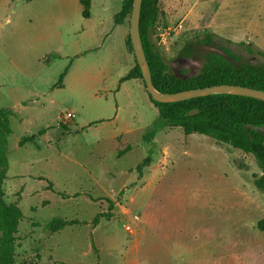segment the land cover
Here are the masks:
<instances>
[{
  "label": "rangeland",
  "instance_id": "374dc122",
  "mask_svg": "<svg viewBox=\"0 0 264 264\" xmlns=\"http://www.w3.org/2000/svg\"><path fill=\"white\" fill-rule=\"evenodd\" d=\"M121 3L90 0L85 18L79 0H0V108L13 112L3 190L23 214L15 264H264L253 157L179 127L144 134L158 112L141 80L119 84L135 65L129 19L114 22ZM158 8L150 38L172 73L195 74L225 48L264 64V0H159ZM50 53L59 57L46 65ZM67 111L74 119L62 123ZM39 130L35 143L18 146ZM107 200L112 217L93 228ZM52 217L87 224L52 234L44 227Z\"/></svg>",
  "mask_w": 264,
  "mask_h": 264
},
{
  "label": "trees",
  "instance_id": "16d2710c",
  "mask_svg": "<svg viewBox=\"0 0 264 264\" xmlns=\"http://www.w3.org/2000/svg\"><path fill=\"white\" fill-rule=\"evenodd\" d=\"M133 0H122L119 12L114 17L115 24H120L130 18ZM159 0H142L139 31L140 37L149 65L152 84L162 92H177L188 89L202 88L219 84H233L247 86L264 90V64H251L241 62L233 55L229 48H225V54L209 52L206 55L205 63L195 74L189 76H178L172 73L166 64L164 57L154 49L150 38L152 27L160 14L158 8ZM82 7V15L88 18L90 0H79ZM206 40L211 35L205 34ZM126 46L133 52L129 37L125 42ZM59 56L50 53L45 56L43 63L48 65ZM68 64L60 73L57 87H62V81L66 75ZM130 79H139L144 84L141 71L135 61V65L126 74L119 78V84ZM147 93V92H146ZM148 94V93H147ZM149 96V95H148ZM150 98V97H149ZM150 101L157 109V116L153 122L144 130V134L154 133L164 127H179L184 135L197 133L207 136L218 145H228L253 157L259 173L254 174V186L264 191V101L248 96L232 94H213L191 98L178 102H157L150 98ZM197 109V113L189 115V112ZM13 115L11 109L0 108V264H15V241L18 231V224L23 214L16 201L6 202L3 190L4 182L7 179V139L11 133L10 117ZM44 133L39 130L37 133L22 136L18 146L26 143H35L36 138ZM127 146L118 154L129 150ZM151 162L149 156L136 166L141 175L142 168ZM47 189H52L48 183ZM60 197L69 195L56 192ZM80 193L74 194L79 196ZM89 197L88 194H85ZM108 201L107 212L97 213L92 219V226H96L101 218L109 220L112 217L111 209L114 202ZM260 222V229L263 228ZM87 224L85 221L52 217L46 224L45 229L49 233L60 231L69 225ZM95 249V248H94ZM51 262L48 264H56ZM36 264V263H34Z\"/></svg>",
  "mask_w": 264,
  "mask_h": 264
},
{
  "label": "water",
  "instance_id": "95a60500",
  "mask_svg": "<svg viewBox=\"0 0 264 264\" xmlns=\"http://www.w3.org/2000/svg\"><path fill=\"white\" fill-rule=\"evenodd\" d=\"M142 0L132 1V10L129 18V39L131 42L133 55L144 80L145 90L153 101L157 102H178L191 98L213 95V94H232L240 96H248L264 101V90H259L247 86H239L233 84H219L214 86H206L196 89H188L177 92H162L157 90L152 84L151 73L148 62L144 53L140 31L139 17ZM197 109L189 112V115L197 113Z\"/></svg>",
  "mask_w": 264,
  "mask_h": 264
},
{
  "label": "built area",
  "instance_id": "2783aa9c",
  "mask_svg": "<svg viewBox=\"0 0 264 264\" xmlns=\"http://www.w3.org/2000/svg\"><path fill=\"white\" fill-rule=\"evenodd\" d=\"M73 119H74V113L71 112V111H67L64 115H62L60 117V121L62 123H67V122H69V121H71ZM132 220H133V222L138 221L139 220V216L138 215H133ZM125 230L128 231V232H131L132 231L131 225L130 224L125 225Z\"/></svg>",
  "mask_w": 264,
  "mask_h": 264
},
{
  "label": "crops",
  "instance_id": "0c3cea01",
  "mask_svg": "<svg viewBox=\"0 0 264 264\" xmlns=\"http://www.w3.org/2000/svg\"><path fill=\"white\" fill-rule=\"evenodd\" d=\"M69 68H70V65H69ZM68 72V71H67ZM62 85H63V83H62ZM9 178H8V176H7V179H6V184L8 183V185H9ZM10 187H11V184H10ZM92 226V225H91ZM93 228H94V226H92Z\"/></svg>",
  "mask_w": 264,
  "mask_h": 264
}]
</instances>
